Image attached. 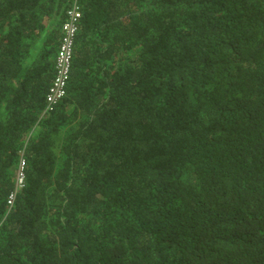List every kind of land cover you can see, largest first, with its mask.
I'll list each match as a JSON object with an SVG mask.
<instances>
[{"label": "trees", "instance_id": "obj_1", "mask_svg": "<svg viewBox=\"0 0 264 264\" xmlns=\"http://www.w3.org/2000/svg\"><path fill=\"white\" fill-rule=\"evenodd\" d=\"M69 1L0 0V264H264V0H77L45 112Z\"/></svg>", "mask_w": 264, "mask_h": 264}, {"label": "built area", "instance_id": "obj_2", "mask_svg": "<svg viewBox=\"0 0 264 264\" xmlns=\"http://www.w3.org/2000/svg\"><path fill=\"white\" fill-rule=\"evenodd\" d=\"M81 16L77 0H70L63 10L60 22L61 35L54 57V74L50 85L45 93V106L43 111L52 110L66 93V86L70 72L74 38L77 31L78 21ZM24 160L20 157L15 174V186L6 198L7 205L13 203L16 192L24 185Z\"/></svg>", "mask_w": 264, "mask_h": 264}, {"label": "clouds", "instance_id": "obj_3", "mask_svg": "<svg viewBox=\"0 0 264 264\" xmlns=\"http://www.w3.org/2000/svg\"><path fill=\"white\" fill-rule=\"evenodd\" d=\"M253 257H254V259H255L256 256L254 255Z\"/></svg>", "mask_w": 264, "mask_h": 264}]
</instances>
